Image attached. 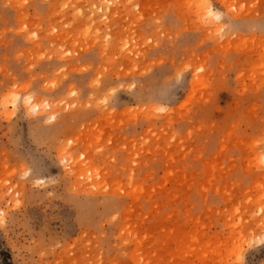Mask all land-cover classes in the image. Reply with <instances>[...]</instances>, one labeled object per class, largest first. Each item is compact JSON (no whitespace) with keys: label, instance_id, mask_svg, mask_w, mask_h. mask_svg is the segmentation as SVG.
<instances>
[{"label":"rangeland","instance_id":"1","mask_svg":"<svg viewBox=\"0 0 264 264\" xmlns=\"http://www.w3.org/2000/svg\"><path fill=\"white\" fill-rule=\"evenodd\" d=\"M0 264H264V0H0Z\"/></svg>","mask_w":264,"mask_h":264},{"label":"bare ground","instance_id":"2","mask_svg":"<svg viewBox=\"0 0 264 264\" xmlns=\"http://www.w3.org/2000/svg\"><path fill=\"white\" fill-rule=\"evenodd\" d=\"M208 8V14L212 17H217L219 15V13H217L216 11H214L212 8H210L209 5L206 6ZM206 9V8H205ZM215 19V18H214ZM26 104L30 109H33L35 111H43L45 110L44 107L42 106V104L37 103L36 100L33 97L27 98L26 100ZM43 108V109H42Z\"/></svg>","mask_w":264,"mask_h":264}]
</instances>
